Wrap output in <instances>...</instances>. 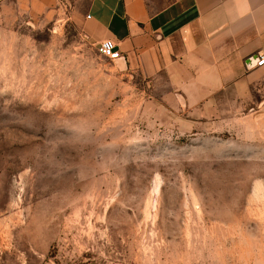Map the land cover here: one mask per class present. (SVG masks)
Here are the masks:
<instances>
[{
	"label": "rangeland",
	"instance_id": "1",
	"mask_svg": "<svg viewBox=\"0 0 264 264\" xmlns=\"http://www.w3.org/2000/svg\"><path fill=\"white\" fill-rule=\"evenodd\" d=\"M97 46L0 10V264H264V73L187 100Z\"/></svg>",
	"mask_w": 264,
	"mask_h": 264
},
{
	"label": "crops",
	"instance_id": "2",
	"mask_svg": "<svg viewBox=\"0 0 264 264\" xmlns=\"http://www.w3.org/2000/svg\"><path fill=\"white\" fill-rule=\"evenodd\" d=\"M8 6L69 13L94 43L113 41L134 74L198 93L187 100L253 87L264 73V0H0Z\"/></svg>",
	"mask_w": 264,
	"mask_h": 264
},
{
	"label": "built area",
	"instance_id": "3",
	"mask_svg": "<svg viewBox=\"0 0 264 264\" xmlns=\"http://www.w3.org/2000/svg\"><path fill=\"white\" fill-rule=\"evenodd\" d=\"M97 50L99 54L112 62H118L124 59L123 55L117 49L116 44L113 41L105 40L98 44ZM257 67H264V56H260L256 60Z\"/></svg>",
	"mask_w": 264,
	"mask_h": 264
}]
</instances>
